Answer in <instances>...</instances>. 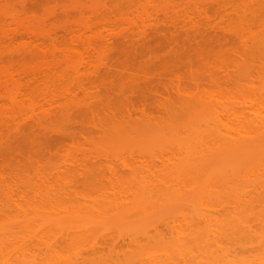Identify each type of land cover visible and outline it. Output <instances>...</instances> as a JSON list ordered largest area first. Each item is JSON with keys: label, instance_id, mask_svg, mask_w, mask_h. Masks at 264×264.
Masks as SVG:
<instances>
[{"label": "bare ground", "instance_id": "bare-ground-1", "mask_svg": "<svg viewBox=\"0 0 264 264\" xmlns=\"http://www.w3.org/2000/svg\"><path fill=\"white\" fill-rule=\"evenodd\" d=\"M107 1L0 0V264H264V0L169 16L157 69L131 52L159 23Z\"/></svg>", "mask_w": 264, "mask_h": 264}, {"label": "rangeland", "instance_id": "rangeland-1", "mask_svg": "<svg viewBox=\"0 0 264 264\" xmlns=\"http://www.w3.org/2000/svg\"><path fill=\"white\" fill-rule=\"evenodd\" d=\"M59 1H64V2H67V3L69 4L71 0H59ZM82 1H83L84 3H88L90 0H82ZM109 1H110V0H109ZM109 1H107L106 4H108V6H110V7L112 8V6H113V5L111 6V1H112V0H111L110 2H109ZM120 1H124V0H120ZM120 1H118V2L120 3ZM127 1H128V0H125V4H126ZM137 1H138V0H137ZM137 1H136V0H135V1L132 0V4H133V6L131 7V9H130V8H127L125 5H123L124 2H121L120 5L118 4V7H119V8H122L121 10H123V12H122L120 9H118V8H117V9H116V8L114 9L115 6L117 7V4H115V3H117V2H116V0L113 1V2H115V3H114V6H113V8H112L114 12L112 11V9H110V10L107 9V10H108V16H109V18L111 19V21H114V22H111V23H114V24H115V23L119 24V21H120V15H122V17L127 18V19H128V17H129L130 22H131L132 19H133L134 22H135V21H136V23L138 22V25H139V24H140V25L142 24L141 26L139 25L138 27H137V25H136V27H137L138 29H140V28H141V29H143V28L145 29V27L148 28V29H150V27H152V29H153V31H154V29H157L158 26H159V27L161 26V30H163V31H161V32H163L164 34H162V35H161V34H158L157 37H155V36H154V37H153V36H150V38L147 39L146 42H144V44H143V43H142V45H139V44H138L139 46L137 45L136 50H134L133 52H131L132 57L135 58V61H136L137 63H139V64L142 63V64H145V65H147V64L149 65V63L152 62L150 65H151V66H154V67L157 69V68H159V66L162 65L163 61H168L169 59H172V58H171V54H170L171 52H172V55L175 56V54H176L177 52L180 51L179 49L183 48L182 45L187 44V46H188V43H187V41H186L187 39H186V38H183V37H184L183 34H182V35H175V36H177V37L173 36V35H174L173 31H175V30L177 31V28H178V27L175 28V30H174V28H172V27H174V25H172V23L170 22L171 19H170L169 16H171V18H172L173 15H174V16L177 15L181 10H182V12H180V13H183V9H184L185 13L187 12L186 14L184 13V17L180 16L181 18H179V17H178V15L180 14V13H179V14L177 15V17L175 16V17L177 18V19H176V18H175V19H176V20H179L180 22H183V24H184V22L187 21L186 24L188 25V21H191L192 18H193V16H192L191 18H189V16H185V15H192V14H190V13H192L191 11L194 9L195 6H196L195 8H199V7H201V6L203 7L204 3H205V5H206V3H207L208 5H210V4H212L211 2H212V1H215V0H212L211 2H210V0H205V1L202 0V4H203V5H202L201 3H199V4H198V3H195L196 1L194 2V0H191V1H190V0H178V1H177V0H172L173 3H172V2H171V3L169 2V1H171V0H164L165 3H166V6H167V7L169 6V4H171V5L168 7V9L165 8L166 6H164L165 3H163V2H164L163 0H157V1H155V2H154L153 0H151V2H147V1H150V0H145V1L143 0V2H139V1H142V0H139V1H138L139 3H137ZM160 1H161V2L163 1V2L161 3ZM187 1H188V2H187ZM192 1H193L194 3H192ZM206 1H207V2H206ZM105 2H106V1H105ZM113 2H112V3H113ZM153 2H154V3H153ZM156 2H157V3H156ZM177 2H179V4H178ZM198 2H199V1H198ZM208 2H209V3H208ZM136 3H137V4H136ZM141 3H145V4H144L145 6L140 5ZM146 3H147V4H146ZM167 3H168V4H167ZM174 3H175V4H174ZM185 3H186V4H185ZM127 4H128V6H129V5L131 4V2H129V3H127ZM134 4L136 5L135 8H134ZM151 4H152V5H151ZM162 4H163L164 7L162 6ZM172 4L174 5V8H172ZM177 4H178V5H177ZM180 4H181V5H180ZM188 4H189V5H192L193 8H192L191 6L189 7ZM193 4H194V5H193ZM200 4H201V6H200ZM139 5L141 6V8L143 7V9H144V7H146L149 11L151 10V12H148L147 9H146V10L144 11V12H146V13H145V15H143V18H142V17H138L139 15L142 16L141 14L143 13V12H142V9L139 8ZM160 5H161V8H163V9H161L162 11H165V13L168 12V13L165 14L166 16L163 14V12L160 13L161 11H159V12L157 11V10L159 9L158 7H160ZM184 5H186V7H185ZM198 5H199V7H197ZM120 6H121V7H120ZM149 6H150L151 8H150ZM155 6H157L156 8H158V9H156ZM106 7H107V6H106ZM124 7H125V8H124ZM129 7H130V6H129ZM152 7H153V10H152ZM108 8H109V7H108ZM133 8H134V9H133ZM137 8H139V9H137ZM181 8H182V9H181ZM191 8H192V10H191ZM170 9H171L172 11H171ZM174 9H175V11H176L177 13L173 12ZM178 9H179V10H178ZM185 9H186V10H185ZM187 9H188V11H187ZM212 9H213V10H212ZM115 10H118V11L120 10V11H121V12L119 11L120 14H116L117 11L115 12ZM137 10H138V11H137ZM159 10H160V9H159ZM169 10H170V11H169ZM214 10H216V9H215V8H210V9H209V11L212 12V14L209 12L210 15H214V14H216V15H214V16H210V20L212 19V20H211L212 22H213V21L215 22V20H216V21H218V25H220L221 22L223 21L222 16H224V17H226V18H227V16L223 15L224 13H220V12L218 11V12L220 13V14H219V13L217 12V10H216V12H217V13H216ZM71 12H73V11H71ZM141 12H142V13H141ZM147 12H148V13H147ZM172 12H173V13H172ZM214 12H215V13H214ZM40 13H42V9L40 10ZM75 13H77V12L75 11ZM75 13H74V14H75ZM117 13H118V12H117ZM121 13H122V14H121ZM138 13H139V15H138ZM152 13H153V14H152ZM154 13H155V14H154ZM169 13H170V14H169ZM188 13H189V14H188ZM213 13H214V14H213ZM114 14H115V15H114ZM124 14H125L126 16H125ZM129 14H130V15L133 14V16L130 17ZM161 14H162V16H161ZM217 14L220 15L221 18H219ZM64 15H65L64 13L57 12V17H59V18L62 17V18L64 19V17H65ZM117 15H119V16H117ZM146 15L148 16V18H147ZM182 15H183V14H182ZM115 16H116V17H115ZM163 16H164V17H163ZM208 16H209V15H208ZM135 17H136V18H135ZM186 17H188L187 20H186ZM217 17H218V18H217ZM59 18H57V19H59ZM62 18H61V19H62ZM137 18L145 19V20L141 21V20H139V19H137ZM146 18H147L148 20H147ZM160 18H161V19H160ZM163 18H164V19H163ZM173 18H174V17H173ZM173 18H172V19H173ZM215 18H216V19H215ZM228 18H229V17H228ZM228 18H227V19H228ZM61 19H60V20H61ZM63 19H62V20H63ZM134 19H136V20H134ZM162 19H163V21L166 20L165 23L162 21ZM167 19H168V20L170 19V21H167ZM214 19H215V20H214ZM220 19H221V21H220ZM224 19H225V18H224ZM227 19H225V20L227 21ZM55 20H56V19H55ZM160 20H161V21H160ZM173 20H174V19H173ZM183 20H184V21H183ZM133 21H132V23H133ZM154 21H155V23H156V21H157V23L155 24ZM201 21H202V18H201ZM208 21H209V20H208ZM226 21H225V22H226ZM128 22H129V21H128ZM141 22H142V23H141ZM146 22H147V23H146ZM160 22H162V23L165 25V27L163 26V28H164V29H167V30H165L166 32L164 31V29H162V25H163V24H162V25H159ZM173 22H174V21H173ZM177 22H178V21H177ZM177 22H175V23H176V24H179V23H180V22H178V23H177ZM205 22H206V21L204 20L203 23L205 24ZM209 22H210V21H209ZM214 22H213V23H214ZM225 22H223V26L225 25ZM111 23H110V24H111ZM143 23H144V24H143ZM158 23H159V24H158ZM169 23H170V24H169ZM203 23H202V27H203V26L206 27L205 25H203ZM206 23H207V22H206ZM210 23H211V22H210ZM216 23H217V22H216ZM219 23H220V24H219ZM226 23H228V22H226ZM120 24H121V23H120ZM120 24H119V26H118V29H121ZM122 24H123V23H122ZM126 24H127V22H126ZM133 24H135V23H133ZM154 24H155V25H154ZM157 24H158V26H157ZM186 24H185V25H186ZM200 24H201V22H200ZM214 24H215V23H214ZM232 24H233V23H232ZM111 25H113V24H111ZM115 25H116V24H115ZM144 25H145V26H144ZM180 25H181V23H180ZM216 25H217V24H216ZM228 25H229V24H228ZM107 26H109V25L107 24ZM113 26H114V25H113ZM125 26L127 27V25H125ZM125 26H124V24H123L122 27H125ZM153 26H154V27H153ZM176 26H177V25H176ZM214 26H215V25H214ZM220 26H221V25H220ZM220 26H219V27H220ZM115 27H117V26H115ZM115 27H114V29H116ZM119 27H120V28H119ZM128 27H129V26H128ZM130 27H133V25H132V26L130 25ZM155 27H156V28H155ZM183 27H186V26L182 25L181 28H183ZM207 27H208V30H209V29L211 28V27H210V24H209V26H208V24H207ZM209 27H210V28H209ZM215 27H216V26H215ZM229 27H230V25H229ZM229 27H228V28H229ZM234 27H235V26H234ZM108 28H109V27H105V29H107V30H108ZM137 28H135V29H137ZM221 28H222V27H221ZM230 28H231V27H230ZM109 29H113V28L110 27ZM141 29H140V30H141ZM148 29H146V30L148 31ZM158 29H160V28H158ZM184 29H186V28H184ZM223 29H224V27H223ZM232 29H233V28H232ZM232 29H231V30H232ZM179 30H180V29H179ZM213 30H214V29H213ZM225 30H228V31H229V29H226V28H225ZM151 31H152V30L150 29V32H151ZM170 31H171V32H170ZM176 31H175V32H176ZM181 31H183V30L181 29ZM184 31H185V30H184ZM184 31H183V32H184ZM209 31L211 32V29H210ZM221 31H222V30H221ZM177 32H178V31H177ZM219 32H220V28H219ZM172 33H173V35H172ZM180 33H181V32H180ZM180 33H179V34H180ZM176 34H177V33H176ZM153 35H154V34H153ZM156 35H157V34H156ZM160 35H161V37H160ZM163 35H165V36H163ZM181 36H182V38H180ZM158 37H159V38H158ZM164 37H165L166 39H164ZM173 37H174V38H173ZM185 37H186V36H185ZM155 38H157V39H156L157 41H155ZM160 38H163V39H160ZM172 38H173L174 40H175L176 38H177V39H176V41H174ZM153 39H154L155 42L152 41ZM171 39H172L175 43H174ZM183 39H184V40H183ZM158 40H159V41H158ZM165 40H166V41H165ZM180 40H181L182 42H179ZM185 41H186V42H185ZM176 42H177V43H180V45L177 44ZM172 43H173V45H174L175 47L172 45ZM181 43H183V44H181ZM178 45H179V46H178ZM187 46H186L185 48H187V50H189L190 47H187ZM147 47H148V48H147ZM179 47H181V48H179ZM217 47H218V45H217ZM228 47H229V46H228ZM148 49H149V50H148ZM152 49H153V51H152ZM174 49H175V50H174ZM181 50H184V49H181ZM187 50L184 51V52L182 51V52L185 53V52H187ZM190 50H191V49H190ZM190 50H189V51H190ZM191 51H192V50H191ZM191 51H190L189 53H191ZM156 52H158V54H157ZM182 52H181V55L183 54ZM119 53H121V52H119ZM153 53L155 54V56L153 55ZM143 54H144V55H143ZM120 55H121V54H120ZM120 55H119V56H120ZM156 55H157L158 57H157ZM119 56H118V57H119ZM177 56H178V55H177ZM179 56H180V55H179ZM190 56H191V55H190ZM192 56H193V54H192ZM193 57H194V56H193ZM153 58H154V59H153ZM158 58H160V59H158ZM191 58H192V57H191ZM194 58L196 59V57H194ZM194 58H192V59L195 60ZM147 61H149V63H147ZM150 61H151V62H150ZM157 61H158L159 64L157 63V65H156L155 62H157ZM195 61H197V60H195ZM155 65H156V66H155ZM152 68H153V67H152ZM152 68H151V69H152ZM155 68H154V69H155ZM154 69H152V70H154ZM160 70H161V69H160ZM152 72H153V71H152ZM155 72H156V70H155ZM159 72H160V71H159ZM165 72H166V71H165ZM165 72H163V74H160V75H159V74H158V75L156 74L157 76H156V75H153L152 78H151V76H150L149 84H150V82H151V85H149L150 87L148 86V88H149L150 91H151V89L153 90V91H151L152 93L155 92L156 89L158 88L157 91L160 93V95L163 94L165 97H166V96H167V97H171V100H172V97H173L172 94H173L174 92L171 93L172 91H169L168 93H166V90H167V89H169V90L171 89V86H170L171 83L174 84V85L171 84V85H172V89H173L174 86L177 87V85H175V82H174L175 80H176V82H177V78H175L176 75H175V76L172 75V72H169V71H167V73H165ZM160 73H162V72H160ZM151 74H152V73H151ZM151 74H150V75H151ZM154 74H155V73H154ZM158 76H159V77H158ZM173 77H174V78H173ZM147 79H148V78H147ZM153 79H154V80H153ZM144 81H145V80H143V82H144ZM160 81H161V82H160ZM172 81H173V82H172ZM163 82H164V83H163ZM160 83H161V84H160ZM165 83H166V84H165ZM177 83L180 84L181 82L178 80ZM146 85H148V84H146ZM164 85H166V87L169 85V86H168L169 88H168V87L166 88ZM153 86H154V87H153ZM151 87H152V88H151ZM155 88H156V89H155ZM164 88H166V89H164ZM162 89H163V90H162ZM172 89H171V90H172ZM173 90H175V88H174ZM150 91H149V92H150ZM157 91H156L155 93H158ZM149 92H148L149 95L147 96V101H146V103L148 102V104H149V105L147 104L148 107H149V108H150V107L152 108V105L150 104V103H152V102L154 103L153 106H157L158 104L160 105V108L157 106L156 109H153V108H154V107H153V108H152V111H157V108L161 109V106L164 108V105L166 106V104H168V101H167V100L170 99V98L166 99V98H164V96H163V97H162V95L160 96L159 93L157 94V96H156L155 93H153V96H151L152 94L150 95L151 92H150V93H149ZM161 92H162V93H161ZM167 94H169L170 96H168ZM149 96H150V97H149ZM160 97H161V98H160ZM150 98H151V99H150ZM153 98H155V99H153ZM158 98L161 100L160 102H162V103L159 102V99H158ZM152 99H153V100H152ZM163 99H166V100H163ZM135 101H137V100H135ZM163 101H164V102H163ZM166 101H167V102H166ZM158 102H159V103H158ZM135 103L137 104L138 102H134V104H135ZM146 103L143 102V104H146ZM153 103H152V104H153ZM156 103H157V105H155ZM164 103H165V104H164ZM141 104H142V103H141ZM148 107H147V108H148ZM150 110H151V109H150ZM147 111L149 112V109H148ZM152 111H151V112H152ZM160 112H161V111H160ZM162 112H163V111H162ZM149 113H150V112H149ZM157 114H158V113H157Z\"/></svg>", "mask_w": 264, "mask_h": 264}]
</instances>
